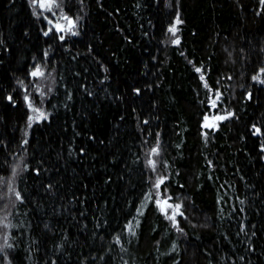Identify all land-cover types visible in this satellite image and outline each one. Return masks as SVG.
<instances>
[{
    "label": "trees",
    "instance_id": "16d2710c",
    "mask_svg": "<svg viewBox=\"0 0 264 264\" xmlns=\"http://www.w3.org/2000/svg\"><path fill=\"white\" fill-rule=\"evenodd\" d=\"M59 3L73 33L0 0V209L17 167L20 194L8 264H264V0ZM35 63L50 115L26 137L16 82ZM216 94L230 114L208 128ZM155 147L177 225L150 196Z\"/></svg>",
    "mask_w": 264,
    "mask_h": 264
},
{
    "label": "rangeland",
    "instance_id": "374dc122",
    "mask_svg": "<svg viewBox=\"0 0 264 264\" xmlns=\"http://www.w3.org/2000/svg\"><path fill=\"white\" fill-rule=\"evenodd\" d=\"M32 5L34 14L44 19L48 24L50 31H56L59 34L65 35L73 33L77 26V21L73 16L66 14L59 3V0H29ZM179 20V23L177 22ZM181 24V16L177 14L173 24L170 28L175 27L176 31H171L173 39L176 38L179 25ZM44 65L41 63H35L33 70L25 78H19L16 82L17 87L22 96V100L29 110V116L27 120V130L26 137L29 135L31 126L43 119H47L50 115L49 111L45 107V99L48 92L51 91L53 85L52 74L46 73L44 71ZM259 81H263V73L258 78ZM219 94H216L211 102V111L205 119V124L208 128L217 127L220 120L225 119L230 113L224 111L218 107ZM159 150L157 147L153 148L147 156V166L149 171L153 173V186L151 191V197L154 198L160 211L164 216L172 223L177 225V218L180 214V205L171 199L169 193L162 189V185L166 177L158 170L157 158ZM14 169L13 176L8 185V190L6 193L5 200H7V207L5 209H0V257L4 259L6 264L9 263V255L11 251V244L9 239L10 234V214L13 206L17 201L16 193V178L18 169ZM7 198V199H6ZM149 199H151L149 197ZM2 198L0 196V203H2ZM177 206H179L177 208Z\"/></svg>",
    "mask_w": 264,
    "mask_h": 264
},
{
    "label": "snow or ice",
    "instance_id": "6c2138e0",
    "mask_svg": "<svg viewBox=\"0 0 264 264\" xmlns=\"http://www.w3.org/2000/svg\"><path fill=\"white\" fill-rule=\"evenodd\" d=\"M177 22L179 23V20ZM171 31L175 32L176 31L175 27H173V29H171ZM176 42L178 43V41H176ZM197 71H199V69ZM16 196H17V198H19V193H16ZM178 207L179 206H177V208Z\"/></svg>",
    "mask_w": 264,
    "mask_h": 264
}]
</instances>
